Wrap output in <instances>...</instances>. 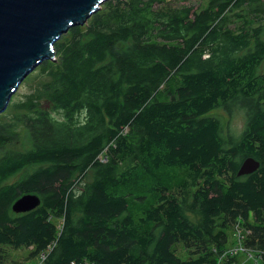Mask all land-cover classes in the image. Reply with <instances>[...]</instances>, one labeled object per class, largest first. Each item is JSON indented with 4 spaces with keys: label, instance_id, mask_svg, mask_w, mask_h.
<instances>
[{
    "label": "trees",
    "instance_id": "1",
    "mask_svg": "<svg viewBox=\"0 0 264 264\" xmlns=\"http://www.w3.org/2000/svg\"><path fill=\"white\" fill-rule=\"evenodd\" d=\"M163 1L104 2L0 113V264L7 246L41 264H235L236 229L264 260V0ZM246 156L259 166L238 176ZM25 193L39 205L13 211Z\"/></svg>",
    "mask_w": 264,
    "mask_h": 264
},
{
    "label": "water",
    "instance_id": "2",
    "mask_svg": "<svg viewBox=\"0 0 264 264\" xmlns=\"http://www.w3.org/2000/svg\"><path fill=\"white\" fill-rule=\"evenodd\" d=\"M108 0H0V113L22 80L44 60H55L54 43L72 26L83 25ZM259 161L246 156L237 175L253 172ZM40 203L36 194L20 195L15 212Z\"/></svg>",
    "mask_w": 264,
    "mask_h": 264
},
{
    "label": "rangeland",
    "instance_id": "3",
    "mask_svg": "<svg viewBox=\"0 0 264 264\" xmlns=\"http://www.w3.org/2000/svg\"><path fill=\"white\" fill-rule=\"evenodd\" d=\"M191 3L196 6L197 0H189ZM164 3H175L179 4V0H164ZM205 3V0L202 4ZM100 12L103 11L105 13L107 11V8H99ZM98 10V11H99ZM102 13V12H101ZM37 66L32 70L29 74H31L28 78L27 76L22 80V82L19 84L16 91L12 94L16 100L20 99L19 102H23L24 104H27V98L30 96L31 91L33 87L35 86L36 82L43 78L41 74L37 73ZM165 86V85H163ZM162 86V87H163ZM212 113L219 117L223 126H227V128L233 130L234 132H240L243 127V115L241 111L236 110L234 113L229 117L223 108H217L212 111ZM185 170L181 169L178 171L180 174V177H183ZM170 174H172L170 172ZM60 220V221H59ZM54 221L59 225L61 223V219H54ZM234 227H239L238 224H236ZM228 242L225 244V248L222 249V251L230 252L235 257V264H264V260L260 259L258 256L254 255L253 252H250L248 250L242 251L240 250L241 246V234L238 229L235 230L233 234V230L228 231ZM235 238V239H234ZM232 240V242H231ZM236 240V242H235ZM237 243V244H236ZM6 254L8 253V259L3 264H11L14 260L15 261H23L22 264H41L43 253L39 254L38 257L32 258L29 260H25V256L28 253V249L26 248H19V249H13L10 246L5 247ZM179 252L182 256H187L185 254V250L179 245ZM222 253V254H223ZM15 264V263H12Z\"/></svg>",
    "mask_w": 264,
    "mask_h": 264
},
{
    "label": "built area",
    "instance_id": "4",
    "mask_svg": "<svg viewBox=\"0 0 264 264\" xmlns=\"http://www.w3.org/2000/svg\"><path fill=\"white\" fill-rule=\"evenodd\" d=\"M240 250L245 251V249L242 246H240ZM43 258H44V253H43Z\"/></svg>",
    "mask_w": 264,
    "mask_h": 264
}]
</instances>
